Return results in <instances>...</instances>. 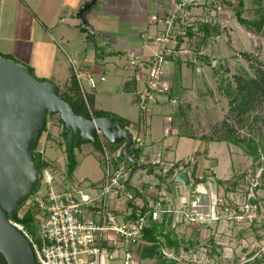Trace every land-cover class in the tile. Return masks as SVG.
<instances>
[{
	"label": "rangeland",
	"instance_id": "1",
	"mask_svg": "<svg viewBox=\"0 0 264 264\" xmlns=\"http://www.w3.org/2000/svg\"><path fill=\"white\" fill-rule=\"evenodd\" d=\"M186 1L188 0H180L179 12L175 11L168 14L170 16V14L175 13L172 27L170 24L165 23L166 18L163 20L165 29L161 33L164 41L167 43L163 54L167 53L166 56L173 55V57L177 58L182 57L183 62L180 63L176 60L162 61V59L159 61L158 57L154 56L150 59L148 66L144 67L141 64L137 73L139 79L142 76L141 81L148 80L150 86L147 89L150 88L152 90L151 82L154 81L153 69L155 64H160L161 81L164 73L168 70L171 71L170 76H172L173 80L171 85L174 84V87L169 90L172 91V96L180 98L179 101L175 102L176 109L173 117H175V120H180L182 116V127L184 130L186 132L189 131L190 134L199 139L188 140L184 151L177 150L176 153L175 151L168 153L170 150L165 151L163 149L164 144L161 137L165 130L164 118L160 112L165 111H162L158 107L156 108L153 100L155 96L164 98L167 89L166 91L163 89L159 90V87H157L156 91L160 92H153L148 103L145 91L139 94L141 101L137 104L133 102L134 93H126L123 96H116L114 98L110 96L111 94L105 93L101 100L105 106L112 104L113 106H117V99L120 97L122 99L120 103L125 106L131 116H134V120L138 119L137 117L140 113L147 116L149 110L152 109L153 124L150 123L146 126L145 140L142 143L144 153L150 154L153 159H161L159 156L161 150L165 151V155L167 154L166 156L168 157H165L166 159H175L187 155L190 157V154L197 149L200 151L203 148L207 149L208 157H203L197 161L198 176L206 178V182L204 183L213 198H221L224 201H229L231 204L239 205L244 203V201L247 202L250 195L251 197L252 195L255 197L264 196V189H258L257 193L254 190V186L259 187L260 185L259 176L264 169V163L262 166H259L258 162H254L242 146L240 147L227 141H210L206 137L215 138L226 135L227 128L231 127L232 133L246 141L251 140L257 143L260 139H264V102L252 105L246 119L243 122L238 121L242 115L241 111H238V105L242 104L243 98L241 95L243 90L239 88L240 85L237 79L240 78L244 81L249 76L255 78L256 74H262V72L264 74V65H262L264 63V32L249 31L237 22L234 11L221 2H215L213 4L214 7H210L209 4L207 6V3L215 0H198V2L203 3L197 2L195 4H188ZM232 1L237 2V0ZM244 2V16L249 19L259 17L264 10V0H244ZM186 5H190V8L187 9ZM119 14L124 18L129 17L130 19L131 17V20H133L132 22L129 19H125L127 20L126 22L123 20L121 22L123 25L119 26L121 31L138 30L140 32L142 29H145V24L141 18H138V20L132 19L135 14L133 11L123 9ZM200 21L220 22L221 26L220 32L217 35L207 37L201 44L199 42L202 33L198 29ZM188 26L196 29L195 35L190 38L185 34L184 40L178 48L176 35L184 33ZM54 43V47L46 46V48H49L51 52L54 50L55 56L63 64L67 62L71 68L73 66L71 72L78 83L75 71L76 67L71 56L66 53L68 52L67 49L60 41ZM198 43L200 44L202 54L209 56L212 64L210 62L204 63L195 57L196 52L194 48L195 44L198 45ZM8 46L11 45L9 43L0 45V54L24 64L19 55L14 53V51L12 53L7 52ZM156 46H158L157 42L155 43ZM37 59L43 60L41 62L47 64L45 56L44 59H40L39 57ZM129 59L131 57L128 56H116L113 59L111 72L114 89L120 88L125 80L130 79L136 74L135 71L126 69ZM47 66L42 65V69L38 72L33 67H27L32 69L33 74L38 80H48L54 83L51 76L47 75L49 73ZM101 76L98 78V85L103 82ZM83 82L85 84V78H83ZM226 87H231L232 95H236V101L234 100L235 102L233 103V106L236 107L235 109L232 107L230 96L225 93ZM88 98L89 96L86 94L85 101L87 105ZM145 116L142 117L144 122ZM256 116H260L261 118L255 119ZM62 129L63 125L58 121L57 116L48 115L44 134L38 142L36 150L40 151L42 149L43 155L57 164L58 168L55 170H57V173H60V178L64 181L63 186L74 188L75 184H78L81 189L92 194V186L100 184L104 178V168L100 160L98 148L96 144L85 141L79 145H75L73 153L77 162L76 167L70 176L67 175L66 163L68 155L65 151V140L61 135ZM48 134L51 137L47 139ZM261 161H264L263 158ZM166 162L170 163L171 161L167 160ZM214 171L216 176L213 174ZM242 174L245 176L234 190H230L227 186L219 185L215 182L216 177L232 179ZM152 180L151 176L146 173V170H138L133 176L132 183L134 186H138L140 182L150 183ZM179 186H183L184 191L188 190V184L177 182L172 191L176 199L179 196L177 193V187ZM37 192L44 194L46 192V185L41 184ZM119 204H123V202L119 201ZM257 204L256 211H249L248 215L250 216L246 214L243 220L234 222L233 225L223 220L219 224H212L210 228L203 226L200 231L190 225H181L175 232L181 241H192L194 247H198V249L205 248L208 251L211 249L208 239L210 233H212L216 239V243L221 245V247H217L221 256L210 255L208 252L209 259L213 264H244L246 261H251L256 256L264 253V205L261 201ZM28 208L33 211L32 214L37 223L35 234H33L34 237H37L39 235L38 224L42 212L37 206L25 203L19 210V213H24V210ZM182 247L184 246L181 245L179 251ZM144 264L153 263L151 260H146ZM179 264L193 263L184 261Z\"/></svg>",
	"mask_w": 264,
	"mask_h": 264
},
{
	"label": "built area",
	"instance_id": "2",
	"mask_svg": "<svg viewBox=\"0 0 264 264\" xmlns=\"http://www.w3.org/2000/svg\"><path fill=\"white\" fill-rule=\"evenodd\" d=\"M174 18L175 13L170 14L165 23L172 27ZM158 59L161 61L159 56ZM159 67L158 63L154 66L151 87L166 90L168 87L161 81ZM75 71L80 90L86 97L83 78L92 87H95L96 81L93 76L84 75L77 68ZM133 140L142 142L141 137ZM97 141L104 178L100 184L92 186V194L78 184L74 188L63 186L64 181L57 170L44 168L40 172V185H46V192L40 194L36 191L27 201L42 212L38 224L39 235L34 237L21 221L10 220L32 244L37 264H142L137 247L145 242L144 232L157 221L165 225L170 222L175 228L190 225L200 231L203 226L219 224L223 220L233 225L243 220L246 214L250 216L248 212L256 211L258 207L252 201L254 195V198L250 195L247 202L239 205L213 198L204 182L193 186L191 177L187 191L179 187L178 199L165 188L155 190V184L144 187V182L134 186L131 181L134 191H128L125 183L131 170L128 166L130 163L124 159V162L115 163L122 148L112 150L111 143L100 131ZM158 162L163 172L173 165ZM187 162L193 164L195 159L191 157ZM119 201L123 204H119ZM23 214L18 211L19 218ZM161 252L165 258L178 264L184 261L213 264L205 248H182L178 253L174 247L164 244Z\"/></svg>",
	"mask_w": 264,
	"mask_h": 264
},
{
	"label": "crops",
	"instance_id": "3",
	"mask_svg": "<svg viewBox=\"0 0 264 264\" xmlns=\"http://www.w3.org/2000/svg\"><path fill=\"white\" fill-rule=\"evenodd\" d=\"M84 1L86 0H0V45L9 43L11 46H8L7 52L14 51L22 59V63L33 67L36 72L42 69V65H48L49 73L47 75L51 76L56 85L66 87L72 79L73 66L71 68L67 62L63 64L55 56L54 50L51 52L49 48H46V46L54 47V42L60 41L69 52L66 53L71 56L74 66L84 75L94 77L95 87H92L86 79L84 84L86 94L93 107L97 110L115 113L129 120L130 125L126 127L127 130L131 132L134 139L141 137L144 142L146 126L150 123L153 124L152 109L145 116L144 122L141 113L137 120L133 119L134 116H131L125 106L120 103L122 100L120 97L117 99V106H113V104L105 106L101 99L105 93L111 94L112 98L123 96L126 93H134L133 102L137 104L136 97L145 91L148 103L153 92H160L155 89H147L150 86L148 80L141 81L142 76L139 79L137 71L141 64L144 67L148 66L150 59L154 56H159L162 61H175L177 58L169 59L166 56L167 53L163 54L167 43L161 33L165 29L163 20L169 17L170 12H179L180 3L176 0H100V3L85 15L88 24L96 31V39H93L88 32L81 29L79 20L74 16ZM186 2L195 4L198 0ZM123 9L135 13L132 19L141 18L145 29L140 32L138 30L121 31L119 27L123 25L121 22L129 19V17L124 18L119 14ZM129 21H133L131 17ZM130 30L132 29L130 28ZM156 42L158 46L155 47ZM44 56L47 59V64H43L44 62H41L43 60L37 59L38 57L44 59ZM116 56L131 57L126 64V69L136 72L118 89H114L112 86L111 72L113 59ZM176 56L178 55L176 54ZM170 72V70L166 71L162 78V83L168 87L166 94L162 93L165 94L164 98L155 96L153 101L156 108L165 111H159L164 118L165 131L161 137L164 144L163 149L170 150L168 153H172V151L176 153L177 150L184 151L186 149L188 140L199 138L187 136L190 135V132H180L174 124L175 102L180 98L172 96V91L169 90L174 87V84L171 85L173 80ZM99 76L102 77L103 82L98 85ZM164 150L159 153L161 159H153L150 154L143 151L142 160L144 162L160 160L163 163L170 160V163H174L182 159L187 160L194 156L196 151H200L199 149L195 150L190 154V157L187 155L166 159L168 156L165 155ZM150 176L153 180L149 184H155L156 178ZM179 187L184 191L183 186ZM179 187L177 188L179 189Z\"/></svg>",
	"mask_w": 264,
	"mask_h": 264
},
{
	"label": "water",
	"instance_id": "4",
	"mask_svg": "<svg viewBox=\"0 0 264 264\" xmlns=\"http://www.w3.org/2000/svg\"><path fill=\"white\" fill-rule=\"evenodd\" d=\"M99 3L86 0L74 13L81 29L93 39L96 31L85 15ZM48 115L57 116L64 124L68 155L72 154L74 140L97 145L98 131L115 148H122L120 157L132 166L126 190L134 191L132 178L145 169L131 151L133 135L122 122L109 116L88 118L77 114L58 96L52 81L38 80L26 65L0 54V264H37L32 244L10 220L20 221L19 209L40 185V171L32 152L44 134ZM177 182L188 184V174L178 175Z\"/></svg>",
	"mask_w": 264,
	"mask_h": 264
},
{
	"label": "trees",
	"instance_id": "5",
	"mask_svg": "<svg viewBox=\"0 0 264 264\" xmlns=\"http://www.w3.org/2000/svg\"><path fill=\"white\" fill-rule=\"evenodd\" d=\"M180 2V0H176ZM215 2H221L226 5L229 9H232L234 11L235 18L239 24L247 28L249 31H255L257 33H263L264 32V10L261 12L259 17L249 19L244 16V11H245V2L244 0H237V2H234L232 0H215V1H210L207 3L210 5V7H214L213 4ZM205 5V4H204ZM186 8H190V5H186ZM198 29L201 35V42L206 39L209 36H214L217 35L220 32L221 26L220 22H205V21H200L198 24ZM195 28L188 26L186 27V30L184 33H179L176 35L177 39V47L181 45L183 42L184 35L187 34L190 38H192L195 35ZM198 45L195 44V52H196V58L204 63H209L210 59L209 56L202 54L201 49H200V44ZM197 47V48H196ZM7 57V56H6ZM167 58V57H166ZM169 59H174L173 55H168ZM177 62H183L182 57L175 58ZM212 64V61L210 62ZM264 65V63L262 64ZM30 69V72L33 76H35L32 72V69ZM239 82V88L243 90L242 93V104L238 105V111L242 113L241 119L238 121L243 122L247 115L249 114V110L251 106L254 104H261L264 102V74H256V77H247L246 79L241 80L240 78H237ZM56 85V84H55ZM57 89V94L60 97H63L65 101H67L77 112L79 115H85L88 118H91L92 116L97 117V116H109L112 117L116 121L122 122L124 127H128L130 125V121L120 117L119 115L112 113V112H107L103 110H97L93 107L90 99L88 98V105L87 102L85 101V97L82 94L80 87L75 79V77L72 75V79L69 84L66 85V87H61L60 85H56ZM239 89V90H240ZM225 93L230 96L231 98V104L232 107L235 109L236 107L233 106V103L236 101V95L233 96L231 92V87H226L225 88ZM136 100L139 102L141 101V97L137 96ZM235 100V101H234ZM90 110L92 114L90 113ZM145 115H142L144 117ZM182 117V116H181ZM180 117V120H175L174 118V124L179 128L180 132L185 131L184 128L182 127V118ZM261 118L260 116H256L255 119ZM62 123V122H61ZM63 129L61 132V135L63 136L65 140V151L67 153V136L63 134L64 130V124ZM228 131L226 135L218 136V137H206L208 138L207 140L210 141H227L231 144L239 145L240 147L242 146L246 152L252 157L254 162H258L257 164L259 166H262L264 161H261L263 158L264 160V139H260L259 142L254 143L251 140H244L242 138L237 137L234 133H232L231 127L227 128ZM45 130V129H44ZM189 132V131H188ZM190 137H195L194 135L190 134L187 135ZM51 135H47V139L50 138ZM83 141L79 140L78 142L73 141V149L75 145L81 144ZM245 146V147H244ZM96 147L99 150V145L97 144ZM110 147L112 150L116 151V148L110 144ZM72 149V154L68 155L67 153V163H66V173L67 175H71L74 172V169L76 167V158L73 153ZM131 151L134 154L135 159L143 164L145 166L146 173L148 175H152L156 178L157 182L153 186L155 190H160L162 188L168 189L169 191L174 190V186L177 183V177L181 173H187L189 177V183H190V177L193 182V186H195L197 183L200 182H206L205 177H199L198 176V162L200 159L203 157H206L208 154V150L204 149L202 151H196L194 154V159L195 163L191 164L187 162L186 160H178L173 163L172 166L168 168L166 172H163V167L160 165L159 162H144L142 161V156H143V143H137L134 141ZM43 152H40L36 150V148L32 152V157L34 161L37 163L39 171L42 172L44 168H51V169H56L57 164L54 163V161L49 160L47 157L43 155ZM124 162L123 159H121L119 156L115 163H120ZM130 169H132V166L129 164L128 165ZM213 173V172H212ZM190 174V175H189ZM214 176L215 172L213 173ZM206 176V175H205ZM245 175H239L236 176L235 178L232 179H221V178H215V182H217L219 185H224L227 186L230 190H234L235 187L240 183V180L244 178ZM260 185L259 187L254 186V190L256 193L258 192V189H264V169L260 173ZM188 183V184H189ZM149 183H144V187H148ZM255 203H258L259 201L263 202L264 205V196L262 197H255V199H252ZM24 206V205H23ZM22 206V207H23ZM34 206V205H31ZM21 207V208H22ZM20 208V209H21ZM19 209V210H20ZM31 209V207H30ZM28 209L24 210V214L22 218H20V221L24 224V226L32 233L35 234L37 223L35 221V217L32 214L33 211ZM239 209V208H238ZM209 228L211 226H208ZM177 228H175L170 222H168L166 225L164 222L157 221L152 227L147 229L144 232L143 239L145 242L141 243L137 247V254L140 258V261L142 264L146 260H151L153 264H177L173 260H169L165 258L161 252V248L164 244H167L170 247H174L177 251H179V248L181 245L183 249H189L190 247H194V244L192 241H181L177 237ZM210 244H211V249L208 251L210 255H217L221 256L220 251H218L217 247H221L219 243H216V239L210 233L209 239ZM208 253V254H209ZM244 264H264V253L256 256L253 260L251 261H246Z\"/></svg>",
	"mask_w": 264,
	"mask_h": 264
},
{
	"label": "flooded vegetation",
	"instance_id": "6",
	"mask_svg": "<svg viewBox=\"0 0 264 264\" xmlns=\"http://www.w3.org/2000/svg\"><path fill=\"white\" fill-rule=\"evenodd\" d=\"M58 118V117H57ZM64 131V130H63Z\"/></svg>",
	"mask_w": 264,
	"mask_h": 264
}]
</instances>
